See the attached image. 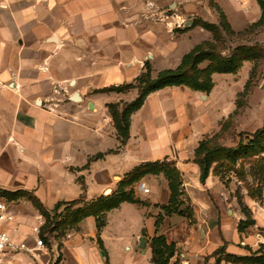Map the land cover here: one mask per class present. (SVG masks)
<instances>
[{"label":"crops","instance_id":"crops-1","mask_svg":"<svg viewBox=\"0 0 264 264\" xmlns=\"http://www.w3.org/2000/svg\"><path fill=\"white\" fill-rule=\"evenodd\" d=\"M168 1L0 0L1 190L32 192L52 210L82 194L85 201L109 195L137 165L164 159L174 160L193 184L190 194L208 185V178L200 180L195 149L232 114L233 101L217 89L218 76L232 73H215L209 93L184 85L152 92L132 114L124 145L108 105L131 102L138 89L99 91L133 82L146 61L153 77L175 68L202 41L191 22L188 29L174 28L180 15L159 18ZM143 182L149 191L136 184V197L167 202L164 174H149ZM7 200L15 220L6 228L31 250L0 253V264H155L150 237L157 233L158 210L152 206L125 201L107 213L100 231L96 217L87 216L62 236L46 233L45 246L38 247L33 227L45 218L25 197ZM211 202L217 215L203 220L204 239L179 238L178 227L188 229L186 223L175 218L171 229L165 219L161 232L179 247L167 264H216L213 252L225 241L227 252L244 254L239 235L227 237L220 207ZM216 232L220 240L213 238L215 249L207 251L205 242Z\"/></svg>","mask_w":264,"mask_h":264},{"label":"rangeland","instance_id":"rangeland-1","mask_svg":"<svg viewBox=\"0 0 264 264\" xmlns=\"http://www.w3.org/2000/svg\"><path fill=\"white\" fill-rule=\"evenodd\" d=\"M164 7L172 16L180 15L177 18L181 25L176 26L178 25L176 24L174 28L183 30L188 29V22L197 21L200 23L201 20L219 26L221 14L226 16L228 28L221 26L218 32L216 40L218 48L228 56L240 48L250 55V59L244 60L236 73L218 76L219 96L227 98L228 102L231 99L233 108L230 112L232 116L227 121L224 130L218 134L216 141L227 147L235 146L241 137L248 141L250 137L246 134L241 135V133L256 131L262 127L264 121V0H243L242 2L237 0H169ZM190 28L197 32L196 39H202L201 42L215 41V33L211 29L202 27L200 24H195ZM207 33L210 36L204 39ZM241 92L243 93L241 94ZM226 120L227 116L221 123ZM211 135L213 136L215 133ZM215 167L216 164L213 165L208 176V185L200 187L199 191L193 194H190L188 190L191 183L187 179L185 180L181 173L178 210L183 212L165 215L158 234H163L167 240L166 235L161 232V228L165 219L169 217L171 229L176 226L175 218L181 219L188 226V229L178 227L176 236L179 238L204 239L200 228L206 229L203 220L215 217L216 209L211 202L214 201L220 207V222L227 237L231 238V233L239 235L240 240L237 246L243 250L244 254H233L256 256L264 253V152L255 156L242 157L235 164L224 161L216 170ZM165 178L169 187V181L166 176ZM143 180L144 178L136 184L140 185ZM170 196L169 187L167 202L163 204L137 198L144 201L145 204L141 206H152L158 210L154 214L156 221V216L163 213L160 206L168 204ZM214 235H209V242H205L207 251L215 249L214 239L220 240L218 232ZM152 237H150V241ZM241 242L244 244L241 245ZM168 243L174 244L175 255L179 251L177 241ZM215 259L216 264H222L224 261L229 264H247L239 261H227L224 255L215 256Z\"/></svg>","mask_w":264,"mask_h":264},{"label":"trees","instance_id":"trees-1","mask_svg":"<svg viewBox=\"0 0 264 264\" xmlns=\"http://www.w3.org/2000/svg\"><path fill=\"white\" fill-rule=\"evenodd\" d=\"M261 1V0H259ZM200 24L202 27L209 28L215 33V41L205 40L194 46L187 52L181 63L175 68H166L161 70L156 77L152 76V67L149 61L144 64V71L138 75L131 83L120 85H111L100 89L99 91H117L125 92L131 88L138 89V96L129 103H110L109 111L113 118L115 127L118 132L120 144L124 145L129 138L130 122L132 114L137 111L145 102L146 98L152 92L169 87V86H187L193 90L209 93L214 87L213 75L215 73H236L242 66L243 61L250 59V55L246 51L237 48L231 55H224L218 48L216 40L218 32L222 28H228L226 16L221 14L220 25L216 26L207 21H193L192 26ZM250 50V49H249ZM247 54V55H246ZM206 63V65H204ZM248 82L246 84L247 88ZM243 92H241L242 94ZM221 123L220 130L215 135H206L199 141L195 149L194 161L200 167V180L202 183L208 178L214 164L215 170L222 162L228 161L235 164L240 158L247 156H255L264 152V121L262 127L252 133L246 134L250 139L245 141L242 137L239 142L232 147H227L216 141L218 134L224 130L227 121ZM103 156L102 153L93 158ZM91 158V160L93 159ZM174 160H157L152 162H144L137 165L133 170L128 172L122 181L118 184L116 190L109 195H101L91 201H85L82 194L79 198L71 201H59L52 210L45 205L29 191H6L0 189V195L7 197L9 200L25 197L33 202L45 218V222L41 225L40 236L45 242L48 237L46 233H56L57 236L66 234L69 230L79 228L80 222L87 216H95L97 227L100 231L106 224L107 213L120 206L121 203L128 201L139 205H144V201L138 199L134 193L135 184L141 181L148 174H164L171 190V196L168 204L161 205L163 213L156 216L157 234L151 239L153 251V262L155 264H167L174 255V244L168 243L163 234H158L165 215L178 210L181 172L174 164ZM192 216V211L190 212ZM228 242L217 248L213 252V256L224 255L227 261H239L247 264H264V253L256 256H240L227 252Z\"/></svg>","mask_w":264,"mask_h":264},{"label":"built area","instance_id":"built-area-1","mask_svg":"<svg viewBox=\"0 0 264 264\" xmlns=\"http://www.w3.org/2000/svg\"><path fill=\"white\" fill-rule=\"evenodd\" d=\"M242 2L243 0H237ZM173 17L168 13V10H163L160 13L159 18L162 20H169ZM178 26L181 25L180 22H177ZM139 187L144 191H149L145 182H141ZM15 220L14 215L8 210V200L0 196V253H19L21 251H30L25 241H19L15 239L9 230L6 228V224L11 223ZM41 225L37 224L33 227V231L37 235V246L44 247L45 242L40 236Z\"/></svg>","mask_w":264,"mask_h":264},{"label":"water","instance_id":"water-1","mask_svg":"<svg viewBox=\"0 0 264 264\" xmlns=\"http://www.w3.org/2000/svg\"><path fill=\"white\" fill-rule=\"evenodd\" d=\"M107 191H106L107 194L111 192L110 190H109V192H107ZM139 240H140V246L142 248H144L145 247V238L144 237H140Z\"/></svg>","mask_w":264,"mask_h":264}]
</instances>
